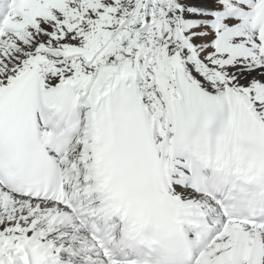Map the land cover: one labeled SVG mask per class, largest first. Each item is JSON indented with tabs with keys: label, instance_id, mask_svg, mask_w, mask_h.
Here are the masks:
<instances>
[{
	"label": "snow or ice",
	"instance_id": "1",
	"mask_svg": "<svg viewBox=\"0 0 264 264\" xmlns=\"http://www.w3.org/2000/svg\"><path fill=\"white\" fill-rule=\"evenodd\" d=\"M0 264H264V0H0Z\"/></svg>",
	"mask_w": 264,
	"mask_h": 264
}]
</instances>
